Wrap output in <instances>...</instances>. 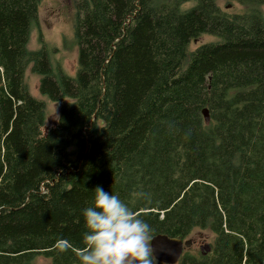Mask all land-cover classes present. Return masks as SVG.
Instances as JSON below:
<instances>
[{
  "label": "trees",
  "instance_id": "1",
  "mask_svg": "<svg viewBox=\"0 0 264 264\" xmlns=\"http://www.w3.org/2000/svg\"><path fill=\"white\" fill-rule=\"evenodd\" d=\"M218 1L72 0L69 75L27 48L40 0H0V264H77L95 186L149 237L213 234L174 264H264V0Z\"/></svg>",
  "mask_w": 264,
  "mask_h": 264
},
{
  "label": "clouds",
  "instance_id": "2",
  "mask_svg": "<svg viewBox=\"0 0 264 264\" xmlns=\"http://www.w3.org/2000/svg\"><path fill=\"white\" fill-rule=\"evenodd\" d=\"M136 198L148 196L138 191ZM81 217L84 231L77 264H152L150 226L114 192L95 186Z\"/></svg>",
  "mask_w": 264,
  "mask_h": 264
},
{
  "label": "rangeland",
  "instance_id": "3",
  "mask_svg": "<svg viewBox=\"0 0 264 264\" xmlns=\"http://www.w3.org/2000/svg\"><path fill=\"white\" fill-rule=\"evenodd\" d=\"M224 0H219L218 4L229 11H240L241 5L237 3L227 4ZM193 2H187L182 7H188ZM261 14L264 18V4L260 6ZM74 7L72 0H40L37 7L36 22L31 26L27 48L31 50L38 49L39 47H46L50 54L49 60L52 66L59 64L61 69L69 74L73 75L77 67V44L74 36ZM216 36L210 34H202L195 40L190 41L189 48H193L195 45L210 41L217 40ZM25 83L27 85L29 93L45 103V111L47 116V123L52 124L55 120L59 103L50 102L44 95L38 91V77L32 73L29 66L25 70ZM198 236H201L203 243L210 244L213 239V234L206 230H193L184 240L196 239L197 242L187 247L184 250L198 251L199 240ZM152 264H158V262L151 256ZM34 264H51L49 259L36 255L33 258Z\"/></svg>",
  "mask_w": 264,
  "mask_h": 264
},
{
  "label": "water",
  "instance_id": "4",
  "mask_svg": "<svg viewBox=\"0 0 264 264\" xmlns=\"http://www.w3.org/2000/svg\"><path fill=\"white\" fill-rule=\"evenodd\" d=\"M203 120L208 123L210 120L207 108H202ZM190 244V240L171 237L164 233H156L149 237L148 245L151 256L159 263L174 264L179 259L183 248ZM209 244L205 243L201 246L202 254L209 250Z\"/></svg>",
  "mask_w": 264,
  "mask_h": 264
},
{
  "label": "flooded vegetation",
  "instance_id": "5",
  "mask_svg": "<svg viewBox=\"0 0 264 264\" xmlns=\"http://www.w3.org/2000/svg\"><path fill=\"white\" fill-rule=\"evenodd\" d=\"M199 238H198V240L200 241L199 242V245H198V251H200L201 253H202V251H203V249H201V246H203V244H201V242L203 241V239L201 238V236H198ZM197 242V240L196 239H190V244L189 245H191V244H194V243H196ZM203 243V242H202Z\"/></svg>",
  "mask_w": 264,
  "mask_h": 264
}]
</instances>
